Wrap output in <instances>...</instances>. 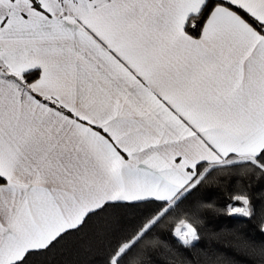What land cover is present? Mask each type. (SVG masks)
I'll return each mask as SVG.
<instances>
[{
    "label": "snow or ice",
    "instance_id": "obj_1",
    "mask_svg": "<svg viewBox=\"0 0 264 264\" xmlns=\"http://www.w3.org/2000/svg\"><path fill=\"white\" fill-rule=\"evenodd\" d=\"M0 264H264V0H0Z\"/></svg>",
    "mask_w": 264,
    "mask_h": 264
}]
</instances>
